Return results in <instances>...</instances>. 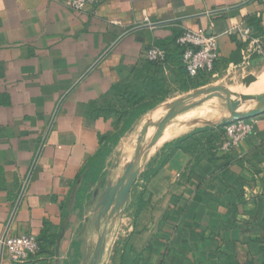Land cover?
Wrapping results in <instances>:
<instances>
[{"label": "crops", "instance_id": "0c3cea01", "mask_svg": "<svg viewBox=\"0 0 264 264\" xmlns=\"http://www.w3.org/2000/svg\"><path fill=\"white\" fill-rule=\"evenodd\" d=\"M253 22L264 31V0H102L83 13L65 0H0V264H17L7 234L41 241L25 264H264V113L230 154L206 140L175 150L197 129H166L125 206L98 217L136 155L125 141L150 112L141 108L185 92L184 29L219 37L221 75L246 48L226 31ZM150 47L167 51L163 66L149 63ZM119 96L142 113L115 144L123 123L105 100Z\"/></svg>", "mask_w": 264, "mask_h": 264}, {"label": "built area", "instance_id": "2783aa9c", "mask_svg": "<svg viewBox=\"0 0 264 264\" xmlns=\"http://www.w3.org/2000/svg\"><path fill=\"white\" fill-rule=\"evenodd\" d=\"M102 0H65V6L75 13H83L88 7H96ZM228 36H237L245 45L244 65L249 66L256 57L264 58V36L258 35L252 26L233 25L226 31ZM177 44L184 48L182 63L190 77H197L203 72L214 70L220 59L219 37L209 35L205 30L186 28L177 38ZM148 61L164 65L167 51L159 47L147 49ZM256 120H238L225 123V134L220 142V150L225 153L234 152L256 127ZM3 247L13 263L25 264L41 250V243L33 234L21 236L6 235Z\"/></svg>", "mask_w": 264, "mask_h": 264}, {"label": "rangeland", "instance_id": "374dc122", "mask_svg": "<svg viewBox=\"0 0 264 264\" xmlns=\"http://www.w3.org/2000/svg\"><path fill=\"white\" fill-rule=\"evenodd\" d=\"M253 60L249 66L244 64L238 67L233 66L221 75H217L215 67L213 71L204 73V76L199 80L200 84H202L201 87L172 94L160 100V104L150 110L145 116V122L138 125L133 130L134 134L126 139L125 148L129 149L133 143L135 146H145L144 143L138 141L145 125L150 124L154 131L161 128L163 116L159 111L160 107L169 108L176 104L197 103L206 96L221 94V97L215 96L211 100L202 103L199 107L175 118L167 127V133L172 130L178 132L198 130L199 127L208 123H221L223 119H230L231 112L226 101L230 95L234 96L240 104L236 110L238 113L246 114L258 109L260 107L259 98L264 95V58L256 57ZM119 108L118 105H115V110ZM127 126L128 124H125L124 128ZM154 153L155 151L152 154L149 151L148 155L153 156Z\"/></svg>", "mask_w": 264, "mask_h": 264}, {"label": "water", "instance_id": "95a60500", "mask_svg": "<svg viewBox=\"0 0 264 264\" xmlns=\"http://www.w3.org/2000/svg\"><path fill=\"white\" fill-rule=\"evenodd\" d=\"M215 96L221 97V94L206 96L203 98V100L197 103L186 105L176 104L170 106L169 108L160 107L159 111L163 116V124L161 128L159 130L151 132L150 124L144 126L141 136L138 138V141L140 143H144L145 146L136 147V155L134 159L128 164L124 178L117 184L110 186L105 192V194L102 196L98 206V217L100 219L105 213H107L112 208L113 204L115 205L116 211L120 210L122 207L125 206L128 201L132 187L134 186L135 181L137 180L141 170L145 166L148 152L152 148L155 141L159 138V136H161L163 132L167 129V127L171 124V122L183 113L196 107H199L202 103L211 100ZM226 101L231 112V117L230 119H223V124L231 121L251 120L264 113V95L259 98L260 108L258 110H254L246 114H241L236 111L240 104L238 101H236V98L234 96H228ZM64 235L65 230L61 234L60 239L58 241L57 252L59 251L61 240L63 239Z\"/></svg>", "mask_w": 264, "mask_h": 264}, {"label": "trees", "instance_id": "16d2710c", "mask_svg": "<svg viewBox=\"0 0 264 264\" xmlns=\"http://www.w3.org/2000/svg\"><path fill=\"white\" fill-rule=\"evenodd\" d=\"M254 26H252L254 28V30L257 32L258 35L264 36V31L262 29H260L258 22H253ZM178 45V44H177ZM181 51H182V55L184 52V48L180 45L177 46ZM150 64H152L153 66L156 67H161L163 65H159L157 63H153V62H149ZM182 63V60H181ZM182 67L186 70L184 64H181ZM216 67V66H215ZM187 72V71H186ZM203 72L201 74H199L197 77H190L189 74H187L186 79L182 80L184 83V90L185 91H189L190 89H194V88H199L202 86V84H200L199 80L204 76ZM203 74V75H202ZM202 75V76H201ZM164 91V90H163ZM115 92H117V94H120L121 91L119 88H115ZM164 97L163 99L166 97L167 93L164 92L163 93ZM120 98L117 99H111L108 100L106 99V110H105V115L106 116H113L117 119V125L122 124V128L117 129V133L115 134V137H112L113 143L117 144L120 137L122 135H124L125 133H127L128 129L132 127V125L134 124V122L141 116L142 111L141 110H152L155 106L154 105H148L146 107L141 108L140 112H131L128 111V101L131 102L132 104H134L137 100L135 98H122V96H119ZM160 101V100H158ZM139 103V101H138ZM137 103V104H138ZM115 105H118L120 108L118 110H115ZM125 124H128L127 127L124 128ZM224 126L225 124H220L217 127L214 128H209L206 127L204 129H199L196 130L194 133H191L189 135L183 136L179 139H177L176 141H174V149L175 150H181L184 151L186 153H195L196 151H198L200 148H202V146L204 145V140H206V142H208L209 144H214L211 145L212 148L214 149V151L216 150H220V142L222 141L224 134H225V130H224ZM216 147V148H215ZM230 154V153H227ZM40 241V240H39ZM41 243V241H40ZM41 249H42V244H41ZM228 264H232L229 262Z\"/></svg>", "mask_w": 264, "mask_h": 264}, {"label": "bare ground", "instance_id": "6f19581e", "mask_svg": "<svg viewBox=\"0 0 264 264\" xmlns=\"http://www.w3.org/2000/svg\"><path fill=\"white\" fill-rule=\"evenodd\" d=\"M161 113V112H160ZM153 117V116H152ZM153 122V121H152ZM153 131V128H151V132Z\"/></svg>", "mask_w": 264, "mask_h": 264}]
</instances>
